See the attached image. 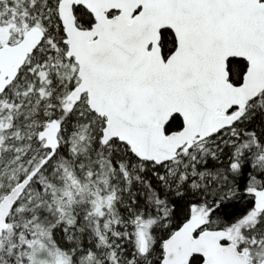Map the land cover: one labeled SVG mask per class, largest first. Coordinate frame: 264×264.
I'll return each mask as SVG.
<instances>
[{"label": "snow or ice", "instance_id": "snow-or-ice-1", "mask_svg": "<svg viewBox=\"0 0 264 264\" xmlns=\"http://www.w3.org/2000/svg\"><path fill=\"white\" fill-rule=\"evenodd\" d=\"M0 264H264V0H0Z\"/></svg>", "mask_w": 264, "mask_h": 264}]
</instances>
